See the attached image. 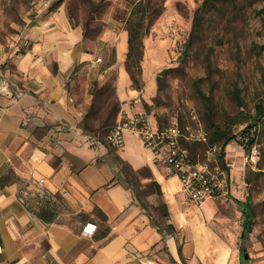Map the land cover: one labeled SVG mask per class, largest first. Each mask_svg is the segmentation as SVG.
Instances as JSON below:
<instances>
[{
	"label": "rangeland",
	"instance_id": "rangeland-1",
	"mask_svg": "<svg viewBox=\"0 0 264 264\" xmlns=\"http://www.w3.org/2000/svg\"><path fill=\"white\" fill-rule=\"evenodd\" d=\"M135 1L0 0V83L25 75L14 63L28 53L39 58L43 54L45 73L58 72L61 59L50 53L52 45H67V53L91 54L90 60L76 59L78 64L67 71L66 87L82 111L81 117L76 114L80 121L75 131L84 139L82 146L116 165V180L148 205L162 199L152 173L135 172L120 156L124 146L114 149L106 134L118 121L120 75L141 92L154 80L155 91L144 112L152 113L158 125L175 115L185 132L202 133L205 140L182 141L195 161L229 164L232 196L211 200L217 207L207 225L224 233L227 212L238 208L237 202L246 204L252 225L240 245V259L264 264V0H208L205 6L203 0H165L164 10L143 38L140 71L136 65L129 68L127 60L126 28ZM196 15L203 17L198 28ZM122 34L126 48L120 60ZM259 107L262 114L249 127ZM232 135L236 137L222 148ZM212 145L215 150L209 149ZM175 195L193 205L182 196L180 183ZM59 209L68 210L61 204ZM152 214L158 216L157 209ZM237 221L242 226L243 214ZM159 222L160 228L166 227ZM166 231L173 234L174 229Z\"/></svg>",
	"mask_w": 264,
	"mask_h": 264
},
{
	"label": "crops",
	"instance_id": "crops-1",
	"mask_svg": "<svg viewBox=\"0 0 264 264\" xmlns=\"http://www.w3.org/2000/svg\"><path fill=\"white\" fill-rule=\"evenodd\" d=\"M66 47L51 46L50 53L61 59L55 74L42 70L43 54L13 60L25 74L19 78L27 92L16 100L0 93V179L7 177L0 183V264H247L240 259L244 238L237 218L242 216V202L227 212L229 227L217 232L206 222L217 207L211 200L216 199L197 207L178 200L177 177L152 162L151 152L137 135L125 133L120 156L134 170L150 168L162 199L148 205L116 180V165L82 146L84 139L75 131L82 111L66 87L67 71L78 64L76 59L92 57L67 53ZM125 48L122 34L120 60ZM154 87L151 80L145 92L132 89L121 74L118 120L146 111ZM40 177L46 179V199L31 194L27 205L20 202V193L34 191ZM62 189L70 195L62 197ZM60 204L68 210L59 209ZM44 210L51 219L40 217ZM159 220L165 228H160ZM88 222L96 224L91 236L81 232ZM173 229V234L166 231Z\"/></svg>",
	"mask_w": 264,
	"mask_h": 264
},
{
	"label": "built area",
	"instance_id": "built-area-1",
	"mask_svg": "<svg viewBox=\"0 0 264 264\" xmlns=\"http://www.w3.org/2000/svg\"><path fill=\"white\" fill-rule=\"evenodd\" d=\"M26 43V42H25ZM100 60V58L98 59ZM27 92L19 76L0 83V93L10 100H16ZM152 113L139 112L129 117L119 119L112 125L106 134V140L111 147L119 149L124 146L126 132L138 136L142 145L152 154V162L165 168L169 175L177 177L182 190V196L193 205L200 206L205 201L217 198H226L229 193V164L225 166L217 161L206 160L198 162L191 158L188 150L182 145L184 139L205 140V136L192 131L185 132L175 115L171 116L167 124L158 125L152 120ZM195 118V114H192ZM62 126L61 123H58ZM210 147V150H215ZM45 178L36 181L34 191L24 190L18 199L27 205L28 195H37L45 200L49 195L44 189ZM62 197L70 195L68 189L60 191ZM96 231V224L86 223L82 227V234L91 236Z\"/></svg>",
	"mask_w": 264,
	"mask_h": 264
},
{
	"label": "trees",
	"instance_id": "trees-1",
	"mask_svg": "<svg viewBox=\"0 0 264 264\" xmlns=\"http://www.w3.org/2000/svg\"><path fill=\"white\" fill-rule=\"evenodd\" d=\"M164 1L165 0H136L132 4L131 14L130 18L128 19V25H127V31H128V38H127V44H128V51H127V60H128V67L131 68V66L136 65L138 68V71H140L139 63L142 59L143 55V38L146 34L149 33L151 25L154 23V21L158 18V16L162 13L164 10ZM208 0H203V5L207 3ZM201 15H196L194 17V27L198 28L201 24L202 20ZM133 80L134 79V71H131ZM159 82V77L157 78ZM259 110L257 115L252 119L251 124L255 125L257 120L260 118L262 114V109L259 107ZM248 132L250 129H247ZM236 137V135H232L228 137L223 145L222 148L225 147L227 143L231 139ZM216 147V145H212L210 147ZM191 156V155H190ZM191 158L194 160V158L191 156ZM221 165L225 166V163H221ZM146 171L151 173V170L149 167L145 166L143 168H140L138 170H135V172H141ZM7 177H2L0 179V183H2L4 180H6ZM154 184H158L156 181H152ZM246 204H241L242 207V214L244 216V221L242 223V238H244L250 231H251V225H252V211L248 208V206H245ZM40 217L43 219H51L52 214L46 212L45 210L39 213Z\"/></svg>",
	"mask_w": 264,
	"mask_h": 264
},
{
	"label": "water",
	"instance_id": "water-1",
	"mask_svg": "<svg viewBox=\"0 0 264 264\" xmlns=\"http://www.w3.org/2000/svg\"><path fill=\"white\" fill-rule=\"evenodd\" d=\"M243 257L244 258H247L248 257V254L245 252V253H243Z\"/></svg>",
	"mask_w": 264,
	"mask_h": 264
},
{
	"label": "bare ground",
	"instance_id": "bare-ground-1",
	"mask_svg": "<svg viewBox=\"0 0 264 264\" xmlns=\"http://www.w3.org/2000/svg\"><path fill=\"white\" fill-rule=\"evenodd\" d=\"M231 151H233V150H231Z\"/></svg>",
	"mask_w": 264,
	"mask_h": 264
}]
</instances>
